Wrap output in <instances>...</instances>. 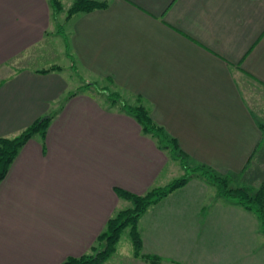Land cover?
Returning a JSON list of instances; mask_svg holds the SVG:
<instances>
[{
    "label": "crops",
    "instance_id": "obj_1",
    "mask_svg": "<svg viewBox=\"0 0 264 264\" xmlns=\"http://www.w3.org/2000/svg\"><path fill=\"white\" fill-rule=\"evenodd\" d=\"M105 1L107 8L71 18L66 65L41 73L58 64L33 68L25 60L60 36L48 0H0V137L62 105L0 183V264L79 258L109 218L130 207L117 188L143 195L184 172L93 86L70 91L62 74L72 59L84 84L106 82L129 104L141 97L190 166L257 185L264 113L246 90L264 91V0ZM210 184L194 176L150 206L138 222L143 256L131 247L104 264H264L257 216Z\"/></svg>",
    "mask_w": 264,
    "mask_h": 264
},
{
    "label": "trees",
    "instance_id": "obj_2",
    "mask_svg": "<svg viewBox=\"0 0 264 264\" xmlns=\"http://www.w3.org/2000/svg\"><path fill=\"white\" fill-rule=\"evenodd\" d=\"M48 3L55 19L56 15L63 10V4L61 0H48ZM107 7L108 2L105 0H73L71 6L66 11V22H69L76 14L88 13ZM58 27L57 34L64 37L66 48L69 49V39L64 26L58 24ZM60 69L61 67L59 66H52L40 72L49 73ZM86 86L88 87L86 89H89L97 85L96 83H88ZM99 89L107 93L108 100L113 106L119 105L121 112L135 119L140 125L143 134L153 139L160 150L166 152L174 160H177L184 169L185 174L166 186L153 187L143 195H135L117 188L115 190L116 194L123 200L131 201L132 206L123 210H117L109 218L105 228L98 235L96 242L90 247L88 253L79 258H67L61 264H104L116 251L120 237L127 227L130 228L131 242L134 249L133 254L135 257H142V238L138 230L140 217L150 206L157 204L175 190L185 186L194 176H199L215 186L219 197L234 200L248 211L254 213L260 221L262 231L264 232V187H261L256 192H251V190L246 188H232L229 185V177L219 175L205 165L190 166L188 157L181 150L177 140L153 120L150 111L143 104L141 97L137 98L136 104H129L122 98L120 93H112L107 90V87H99ZM59 109L54 112L51 111L48 116L38 119L14 137H0V183L6 177L10 166L26 142L36 135L42 138L45 137L47 128ZM261 129L264 132V125H261Z\"/></svg>",
    "mask_w": 264,
    "mask_h": 264
},
{
    "label": "rangeland",
    "instance_id": "obj_3",
    "mask_svg": "<svg viewBox=\"0 0 264 264\" xmlns=\"http://www.w3.org/2000/svg\"><path fill=\"white\" fill-rule=\"evenodd\" d=\"M63 10L58 13L55 17V19L53 18V21L58 22L57 24H54V27L59 30L58 24H61L64 26V30L68 36V39L71 37L70 32L66 31L69 27L70 22H66V11L67 9L71 6V2L70 1H63ZM57 33V32H56ZM58 35V34H55ZM48 41V42H47ZM47 41L45 44L41 45V48L37 51H33V53H30L31 56H29V58H27L25 61L29 64V66L33 67V68H48L54 64H58L57 66L61 67V65H66V58L67 56H70V50L68 48H66V42L65 39L62 35L57 36V37H53L50 36L49 38H47ZM51 47H50V46ZM50 47V49H49ZM64 47L66 49V51L64 52ZM69 47V46H68ZM70 61V59H69ZM70 63V62H69ZM20 64V62H19ZM75 61L74 59H72V64L71 67L68 70H65L62 74L63 78L68 82L69 86H70V91L72 90H82V89H86L88 88L86 86V84L82 81L83 78H81L80 72H78L75 68ZM62 69V68H61ZM108 83L106 82H101L99 84L96 83V85L98 86H94L93 88V92L96 94V96H98L99 100L101 102H103L104 104H106L107 106L112 107L111 102L108 100V96L107 93L102 92L100 88H105L102 86H107V90L111 91L112 93L114 91H116V89L111 86V85H107ZM254 86V84H252ZM256 88H252L248 86L247 90H246V96H247V100L250 103V105H252L253 108L256 109V112H258V108L259 110H263L262 112L264 113V91H262L259 87H257L255 85ZM69 93H66V95H68ZM126 96L125 93L122 92L121 96L122 98H124V96ZM134 99H130V103L131 104H136V101L133 103ZM114 108H118L119 109V105H114ZM262 119L264 118V116H261ZM263 149H260V153L262 152ZM253 165H255L254 171H255V176L257 179V185L251 186V187H247L245 185H238V184H234L233 182L230 181L229 185L232 188H246L251 190V192H256L257 190H259L261 187H264V152L262 153V157L261 155L256 156V158L253 161ZM171 167V166H170ZM195 167V166H194ZM172 169V168H169ZM172 170H169V174L171 173ZM173 172V171H172ZM185 173H181L180 171L177 172H173L170 175H168L167 177L169 178L168 180H170V182L181 178ZM207 181V180H205ZM209 183V182H208ZM211 185V184H210ZM238 185V186H237ZM213 186L211 185V188ZM207 189H210V186L208 184ZM129 202L130 207L132 206L131 201L126 200ZM129 208V207H128ZM126 209V207L121 208L120 210ZM132 246V242H131V236H130V228L127 227L121 237L120 240L116 246V251L118 250V253L121 255H128L131 253L130 249ZM132 250H134L132 248ZM116 251L106 260V262L112 257L118 255L116 253ZM134 255V254H133ZM111 258V259H112Z\"/></svg>",
    "mask_w": 264,
    "mask_h": 264
}]
</instances>
